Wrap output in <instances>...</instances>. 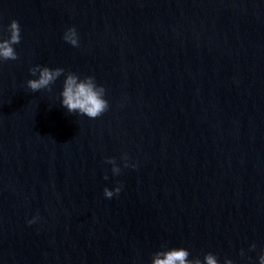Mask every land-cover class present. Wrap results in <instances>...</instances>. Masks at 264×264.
<instances>
[{
    "label": "water",
    "instance_id": "1",
    "mask_svg": "<svg viewBox=\"0 0 264 264\" xmlns=\"http://www.w3.org/2000/svg\"><path fill=\"white\" fill-rule=\"evenodd\" d=\"M12 20L21 43L18 60L0 62V264H152L172 248L259 264L264 0H0V37ZM72 27L79 47L63 39ZM37 65L94 76L109 110L68 113L65 76L32 92Z\"/></svg>",
    "mask_w": 264,
    "mask_h": 264
},
{
    "label": "clouds",
    "instance_id": "2",
    "mask_svg": "<svg viewBox=\"0 0 264 264\" xmlns=\"http://www.w3.org/2000/svg\"><path fill=\"white\" fill-rule=\"evenodd\" d=\"M8 38L0 37V62L16 61L19 56L15 50V45L21 43V27L19 21L12 20L8 26ZM64 41L73 47H79V36L75 27L67 29L63 37ZM30 74L38 79H30L27 81V87L32 92L41 90L52 91V85L61 77L65 76L63 83V90L61 92L62 107L68 113L79 114L87 116L90 119H96L102 116L109 110V103L104 99L106 89L97 84L94 76H87L81 79L77 74L68 72L65 73L63 68L51 69L49 67H41L39 65L29 69ZM125 161L128 160L127 155L123 157ZM113 165L112 172L114 175L121 173V168L117 165L114 158L106 161ZM125 167H129L126 162ZM135 168L136 165H131ZM107 179V176H105ZM122 191V185L110 190L104 189L106 198L111 199L114 195H119ZM35 223V220L29 221V224ZM256 245L251 246V250H255ZM190 252L184 248H172L169 251L157 252L152 260V264H220L218 257L213 253H207L203 261L199 258L189 259ZM244 256L243 250L240 253ZM224 264H234L232 259H225ZM259 264H264V255L259 257Z\"/></svg>",
    "mask_w": 264,
    "mask_h": 264
}]
</instances>
